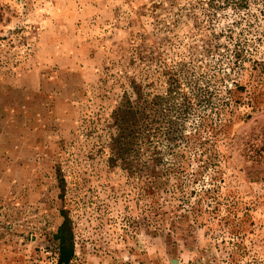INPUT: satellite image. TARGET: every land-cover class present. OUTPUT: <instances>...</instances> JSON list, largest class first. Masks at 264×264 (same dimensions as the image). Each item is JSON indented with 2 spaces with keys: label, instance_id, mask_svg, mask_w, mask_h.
Segmentation results:
<instances>
[{
  "label": "rangeland",
  "instance_id": "1",
  "mask_svg": "<svg viewBox=\"0 0 264 264\" xmlns=\"http://www.w3.org/2000/svg\"><path fill=\"white\" fill-rule=\"evenodd\" d=\"M238 2L0 0V264H60L62 208L68 264H264V0ZM173 68L126 170L83 156L90 115Z\"/></svg>",
  "mask_w": 264,
  "mask_h": 264
},
{
  "label": "trees",
  "instance_id": "2",
  "mask_svg": "<svg viewBox=\"0 0 264 264\" xmlns=\"http://www.w3.org/2000/svg\"><path fill=\"white\" fill-rule=\"evenodd\" d=\"M215 1V0H210ZM236 0H221L223 4L229 5L230 2L242 5ZM247 3V0H240ZM149 76L146 75V83L138 84L135 80L131 82L133 91L136 92V100L132 101V93L126 92L121 99V104L114 109L111 114L104 115L105 108L102 107L97 113L90 115L86 119V127L83 129L87 144L81 146L80 151L84 152L83 156L88 160H96L103 163L108 170L122 168L126 170L125 164H129L131 156L137 157L140 154L145 137L150 133L153 127V121L160 118L167 120L166 114L159 115L161 106L167 99L181 89L180 72L170 69L153 81L148 83ZM160 82V84H158ZM194 91V88L191 90ZM182 95L191 104L189 94ZM72 156V154H71ZM75 156V154H74ZM80 153L75 156L74 161H78ZM71 170L72 167H67ZM59 181L62 187L61 198L65 199L67 194L66 170L59 168ZM75 180L74 185H79L77 174H72ZM137 178V177H136ZM149 179V178H148ZM149 181V180H148ZM142 184V183H140ZM143 192L147 185H140ZM143 193H141V196ZM64 222L59 228L56 238L60 242L59 263L68 264L70 259L75 255L73 245L74 233L72 229L71 212L62 208L60 210ZM160 214V209L156 208V215Z\"/></svg>",
  "mask_w": 264,
  "mask_h": 264
}]
</instances>
